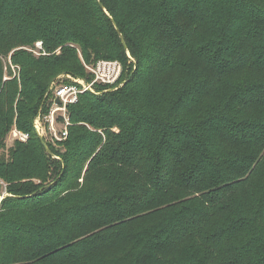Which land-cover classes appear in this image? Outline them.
<instances>
[{
  "label": "trees",
  "instance_id": "1",
  "mask_svg": "<svg viewBox=\"0 0 264 264\" xmlns=\"http://www.w3.org/2000/svg\"><path fill=\"white\" fill-rule=\"evenodd\" d=\"M38 41L0 58V264H264V0H0V55ZM101 60L48 153L53 79Z\"/></svg>",
  "mask_w": 264,
  "mask_h": 264
},
{
  "label": "built area",
  "instance_id": "2",
  "mask_svg": "<svg viewBox=\"0 0 264 264\" xmlns=\"http://www.w3.org/2000/svg\"><path fill=\"white\" fill-rule=\"evenodd\" d=\"M43 43H38V47L42 49ZM85 67L89 73L94 76L92 82H87L83 79H73L75 84H53L51 91L54 93V103L50 109V112L43 116H39L35 121L36 131L42 135L39 125L43 122L46 131H50L54 134V139L56 140H65L68 137V126L70 125V120L67 113V108L71 104H75L79 101V96L87 91L95 92L96 85L103 86H112L118 83L120 80L124 68L121 62L113 60H101L95 66H90L85 64ZM121 83L118 87L123 86ZM118 87H115L113 90H117ZM60 100V103L57 104V100ZM62 116L64 123L60 122L59 117ZM62 123L64 125V130L57 133V127ZM43 136V135H42ZM12 142L21 141L27 142L30 138L28 133H24L17 129H14L11 134Z\"/></svg>",
  "mask_w": 264,
  "mask_h": 264
},
{
  "label": "rangeland",
  "instance_id": "3",
  "mask_svg": "<svg viewBox=\"0 0 264 264\" xmlns=\"http://www.w3.org/2000/svg\"><path fill=\"white\" fill-rule=\"evenodd\" d=\"M18 14H19V13H18ZM21 32H22V34L25 33L24 27L22 28ZM38 43H43V41H38V42H36V43L33 44V45H27V46H23V47H16V48H14V49L10 52V54H9L8 56H6V55H0V58H1L4 62H7V63L9 64V65L11 66L12 71H13V75H12V77H10V76H8V75L6 74V75H5V78H4V81H6V80H8V79H14V78L19 79V78H20L21 67H20L19 65H15V64H13V62H12V56H13V54H14L15 52H19L20 50H23V51H25V52H27V53L33 55L36 59H39V57H41V56H47V55H48V53H47V52L45 51V49H44V44H42V49H41L40 47L37 46ZM68 46L73 47V48H76V50H77V57H78V58L80 59V61L83 63L84 58H83V54H82L81 49H80L78 46L74 45V44H68ZM56 53H57V54H60V53H61V48L58 49V50L56 51ZM129 57H130V55H129ZM133 61H134V60H132V62H133ZM133 63H134V62H133ZM6 70H7V69H6ZM70 79H71L70 76H68L67 74H60V75H58L56 78L53 79V81H52V83H51V85H50V89H51V87L53 86L54 83H56L57 85H59V84H63V83H65V82L69 81ZM37 119H38V118H37ZM38 120H39V119H38ZM70 124H71V122H70ZM68 127H69V126H68ZM64 128H65L64 125H63L62 123H60L59 126L57 127V133H58V135H59V133H61V132L64 130ZM89 128H90V127H89ZM14 129L19 130L17 127H15ZM14 129H13V130H14ZM39 129H40V131H41V133H42V135H43V137H44L46 143L48 144V146H49V143H50V144H52L54 147L63 150L64 144H62V143L65 142L66 139H67L68 137H67L65 140H61V141L54 139V134H52V133H51L50 131H48V130L46 131L43 122L39 125ZM91 129H92V128H91ZM19 131H20V130H19ZM113 131L118 132V128H117V127L113 128ZM99 132L102 133L101 130H100ZM11 134H12V132L9 133V136H8V139H7V145H8V147H11V146L14 144V142H12L11 137H10ZM68 136H69V131H68ZM63 151H64V150H63ZM57 158H58V159H61V158L58 157V156H57Z\"/></svg>",
  "mask_w": 264,
  "mask_h": 264
},
{
  "label": "water",
  "instance_id": "4",
  "mask_svg": "<svg viewBox=\"0 0 264 264\" xmlns=\"http://www.w3.org/2000/svg\"><path fill=\"white\" fill-rule=\"evenodd\" d=\"M102 7H103V5H102ZM103 9H104V11H106L104 7H103ZM115 27L117 28L118 33L121 35V31L118 29V26L115 25ZM121 38H122V43H123V45H124L125 48L127 49V45H126V42H125L124 38H123L122 36H121ZM59 103H60V100L58 99V100H57V104H59ZM39 136H40V138H41V140H42V143H43L44 147L46 148L47 152H48V153H51L50 148H49L48 144L46 143L44 137H43L41 134H39ZM5 196H6V195L2 196L1 199H2L3 197H5Z\"/></svg>",
  "mask_w": 264,
  "mask_h": 264
},
{
  "label": "bare ground",
  "instance_id": "5",
  "mask_svg": "<svg viewBox=\"0 0 264 264\" xmlns=\"http://www.w3.org/2000/svg\"><path fill=\"white\" fill-rule=\"evenodd\" d=\"M71 77V76H70ZM1 199V198H0Z\"/></svg>",
  "mask_w": 264,
  "mask_h": 264
}]
</instances>
